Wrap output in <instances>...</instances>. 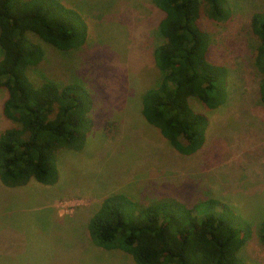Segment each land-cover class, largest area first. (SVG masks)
Instances as JSON below:
<instances>
[{"label": "rangeland", "instance_id": "obj_1", "mask_svg": "<svg viewBox=\"0 0 264 264\" xmlns=\"http://www.w3.org/2000/svg\"><path fill=\"white\" fill-rule=\"evenodd\" d=\"M59 1L82 17L85 43L59 51L29 35L44 58L28 79L85 88L92 128L81 151H58L56 184L0 182V264H134L122 251L92 244L87 232L102 199L115 194L139 205L171 199L188 208L215 199L250 226L238 257L264 264V105L252 65L259 41L250 28L264 0H227L231 15L222 23L201 10L199 25L210 36L207 59L228 70L229 97L215 110L190 99L209 125L203 146L188 156L141 115L143 94L160 80L153 51L162 43L163 14L153 0ZM6 97L0 88V134L16 126L3 115Z\"/></svg>", "mask_w": 264, "mask_h": 264}, {"label": "trees", "instance_id": "obj_2", "mask_svg": "<svg viewBox=\"0 0 264 264\" xmlns=\"http://www.w3.org/2000/svg\"><path fill=\"white\" fill-rule=\"evenodd\" d=\"M153 4L163 14L157 27L162 43L153 51L160 80L143 94L141 115L176 152L188 156L203 146L209 125L205 115L191 108L190 99L215 110L229 97L228 70L207 59L210 36L199 25L201 10L216 23L227 21L231 13L227 0ZM250 28L259 41L252 65L260 76L264 105V10L252 15ZM86 30L80 14L59 0H0V88L7 93L2 112L16 124L0 134L3 186L21 188L30 181L52 186L58 181V151L84 147L92 128L86 89L30 82L28 77L44 58L29 35L56 50L70 51L85 43ZM87 232L92 244L122 251L134 264H246L238 252L250 226L215 199L188 208L171 199L139 205L115 194L102 199ZM259 238L264 246V220Z\"/></svg>", "mask_w": 264, "mask_h": 264}]
</instances>
